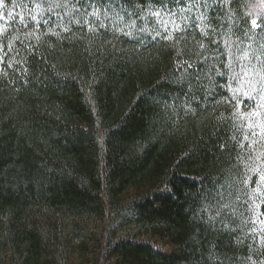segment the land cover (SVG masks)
Returning a JSON list of instances; mask_svg holds the SVG:
<instances>
[{
  "label": "trees",
  "instance_id": "1",
  "mask_svg": "<svg viewBox=\"0 0 264 264\" xmlns=\"http://www.w3.org/2000/svg\"><path fill=\"white\" fill-rule=\"evenodd\" d=\"M249 4L0 0V264H264Z\"/></svg>",
  "mask_w": 264,
  "mask_h": 264
},
{
  "label": "rangeland",
  "instance_id": "2",
  "mask_svg": "<svg viewBox=\"0 0 264 264\" xmlns=\"http://www.w3.org/2000/svg\"><path fill=\"white\" fill-rule=\"evenodd\" d=\"M250 11L253 14H259L260 10L264 9V0H250ZM256 78H252L251 85L256 87L260 84V81H254ZM245 96L244 94H242ZM256 106H253L250 111H242L245 114L246 122L248 125V134L252 132L251 145H250V164L252 171L260 170L258 191L264 200V101L257 100ZM242 110V105H239ZM257 165V167L255 166ZM264 224V217L260 215V218L256 219V227L261 228Z\"/></svg>",
  "mask_w": 264,
  "mask_h": 264
},
{
  "label": "snow or ice",
  "instance_id": "3",
  "mask_svg": "<svg viewBox=\"0 0 264 264\" xmlns=\"http://www.w3.org/2000/svg\"><path fill=\"white\" fill-rule=\"evenodd\" d=\"M93 15H95V13H93ZM154 15H156V16H159L160 15V13L159 12H156V13H154ZM253 25H255V20H253ZM166 38H168V39H172V37H166ZM201 47H203V45H201ZM254 195V194H253Z\"/></svg>",
  "mask_w": 264,
  "mask_h": 264
}]
</instances>
